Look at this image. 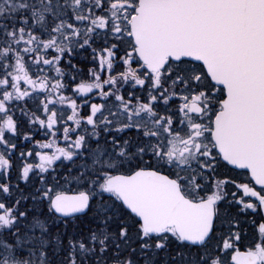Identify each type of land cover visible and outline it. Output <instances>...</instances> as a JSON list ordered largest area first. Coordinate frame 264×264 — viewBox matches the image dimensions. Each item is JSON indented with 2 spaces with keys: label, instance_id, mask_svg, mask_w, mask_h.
Returning <instances> with one entry per match:
<instances>
[{
  "label": "snow or ice",
  "instance_id": "obj_1",
  "mask_svg": "<svg viewBox=\"0 0 264 264\" xmlns=\"http://www.w3.org/2000/svg\"><path fill=\"white\" fill-rule=\"evenodd\" d=\"M0 264H264V0H0Z\"/></svg>",
  "mask_w": 264,
  "mask_h": 264
},
{
  "label": "trees",
  "instance_id": "obj_2",
  "mask_svg": "<svg viewBox=\"0 0 264 264\" xmlns=\"http://www.w3.org/2000/svg\"><path fill=\"white\" fill-rule=\"evenodd\" d=\"M42 136H38V138H41Z\"/></svg>",
  "mask_w": 264,
  "mask_h": 264
},
{
  "label": "flooded vegetation",
  "instance_id": "obj_3",
  "mask_svg": "<svg viewBox=\"0 0 264 264\" xmlns=\"http://www.w3.org/2000/svg\"><path fill=\"white\" fill-rule=\"evenodd\" d=\"M38 138V137H37Z\"/></svg>",
  "mask_w": 264,
  "mask_h": 264
}]
</instances>
